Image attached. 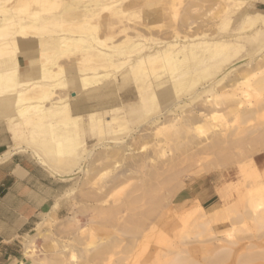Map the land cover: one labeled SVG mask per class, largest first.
I'll use <instances>...</instances> for the list:
<instances>
[{"label": "bare ground", "instance_id": "bare-ground-1", "mask_svg": "<svg viewBox=\"0 0 264 264\" xmlns=\"http://www.w3.org/2000/svg\"><path fill=\"white\" fill-rule=\"evenodd\" d=\"M254 2L0 0V126L14 144L4 156L25 143L61 180L111 173L96 199L113 230L128 235L116 264H264V249L244 253L242 238H220L232 195L209 208L195 201L182 212L162 204L168 183L184 172L175 174L178 166L231 155L239 163L250 159L242 170L257 173L256 161L264 158V12ZM43 140L57 142L54 158L39 148ZM218 163L210 160L205 170L221 171ZM128 187L143 194L108 203ZM246 189L257 197L230 223L263 228L264 172ZM177 222L193 225L200 243L190 245L192 234L184 238L189 245L182 242L179 230L178 241L158 236ZM153 236L157 247L136 252ZM62 242L54 241L55 257H40L33 237L25 245L29 264H72ZM112 246L100 244L81 264H100Z\"/></svg>", "mask_w": 264, "mask_h": 264}, {"label": "rangeland", "instance_id": "rangeland-1", "mask_svg": "<svg viewBox=\"0 0 264 264\" xmlns=\"http://www.w3.org/2000/svg\"><path fill=\"white\" fill-rule=\"evenodd\" d=\"M187 1L189 0H185V2ZM245 1L249 2L252 0H244V2ZM254 4H258L257 6L258 9L264 12V0H255ZM7 5H11V4H7ZM204 9L205 8L200 10V13H203ZM108 14L109 12H105L104 16H108ZM20 63L21 66L24 67V62L22 59H20ZM244 63L245 62H242L239 65H243ZM129 99L130 98H124V101L128 102ZM131 101L132 102L134 101V97H132ZM90 105L88 104V105L76 106L75 108L81 109L87 106L91 107ZM87 113H89V111L84 112L81 115L85 116ZM0 132L5 137L4 140L7 143V147H8L7 149L11 150L12 148H14V144L10 140L9 134L4 126H0ZM59 137L60 135L58 136V138ZM48 138H50V135L48 136ZM77 138L79 142L83 139L82 135H80L79 133L77 134ZM56 145L57 142L54 140L53 141L43 140L38 143L39 148L41 147L48 148V150L45 149V151L48 152L51 158H54V154L52 153V151ZM21 146L24 147L25 149L14 151L13 153L15 152L19 153V156L21 158L25 159L26 162H29V164H33L37 166L38 170H40V172L43 173L45 186L50 187L53 191L52 202H53V206L55 207L54 214L52 209L51 211L45 213L39 220V222H41L42 224V228H41L42 232L37 233V228L39 225L38 224L29 233L27 242L33 237L36 238V245L38 249L37 253L40 255V257H43V255H45L46 257L51 256L52 258L56 256V253L54 254V252L58 250L54 241H56V239L63 241L62 242L63 244L66 245L68 244V247L65 250L67 251L70 250V251L68 252L66 251V256L68 255V257L71 258L72 264H81L85 261V259L90 257V255H92V253H94L96 249H98L100 244L107 243L109 241L110 244H113L112 252L100 264H116L118 262L119 257L122 256L123 250L125 249V246L128 241L127 240L128 235L122 236L120 235L119 232L113 230L114 229L113 227L114 225H112L113 221H110L111 219H108L107 217L104 218L105 216H103L100 213L102 211V208H104L105 206L102 205L103 207H101V202H99L98 197L96 199V196H100V193L97 189L105 185V183L109 180L111 173H107L104 176L95 175L96 177L94 176L93 179L90 180L91 183L93 184L92 186L90 181H87L88 179L86 180V177L83 176L82 174H79L70 180H61L60 178L54 177L51 174H49L43 167H41L35 161V159L32 156V153L26 149L25 143H22ZM93 147H95L94 141L92 139H88L87 149H92ZM171 150L174 151L173 146H171ZM248 155L250 154H247V156ZM254 155L258 156V154H254ZM215 159H216L215 156H213L208 158L206 161L200 160L199 162H197V164H195L198 167H196L195 165H194L195 167H193V165L191 164L193 168L190 165H188L189 162L188 164L186 163L187 165L184 164L182 168L181 166L180 167L178 166L177 172L175 171V174L176 173L178 174V172H181L182 170L184 172H181L182 174L179 173V176L177 175L178 178H176V176L173 177L170 183H168L169 185H167L166 189L169 192V194L171 193L170 194L171 196L167 192L166 194L167 198L163 199L162 204L163 206L165 203H166L165 205H170L171 207L170 212L173 211L182 212L187 207L193 205L195 201L200 202L205 208H209L211 205L215 203L217 204L218 201L222 200L221 195L223 197H225L226 195H232L229 205H231L233 208L228 214L224 216L225 222L223 223L225 225L217 230V231H221L222 237L220 236L221 234L219 236L223 240L225 239L235 240L242 238L241 244H244L247 247V249L243 250L242 252L259 254L264 249V227L258 229L255 227L253 222L248 220L245 221L244 223L234 222L235 225H233L230 222L231 220L233 221V219L236 218L238 213L244 209L245 205L248 202H250V200H252V197L253 198L257 197L256 196L257 193H253L251 195L249 191H247L246 186L253 184L255 175L257 173L259 175V173L264 172V158H261L258 161L253 160V162L255 161L257 162L256 163V166L258 168L257 173H252L251 170H242L243 167L245 168L248 167L250 159H246L245 162L243 161L245 164L243 162H241L242 163L241 164L238 162L239 160H237L235 156H231V155L219 161L218 159H220V157L216 159L218 162H220V164H222V166H224L221 171L207 172L205 170L207 167L204 166H206L207 163L210 162V160H213L217 164H219ZM198 163L200 166L198 165ZM201 164L203 165V167L201 166ZM116 171L117 170H115V172ZM86 181L89 182V184H86L87 183ZM179 187L181 189H178ZM131 189L132 187L130 188L128 187L125 190L113 192L112 195H110L108 198L109 200L108 203L111 202L112 204V202L114 203L115 201H118L116 203L119 204L122 202L123 199L125 200L143 194V190H137L132 193ZM162 192L163 191H161L160 193H156V195L162 194ZM173 195L176 196H174V199H171ZM142 203L140 202L139 204H137V206L138 205L140 206ZM148 207L149 204H146L144 206V208H148ZM261 208L262 206L260 205L258 209ZM123 213L125 215L128 214L126 210H124ZM72 217H75L79 221V225L81 224L80 227L82 228V230H80L77 225L71 222ZM48 219H50V221ZM166 221L170 223L172 221V218L166 219ZM188 225L190 224L180 223V222H177L176 224H170L169 227L167 228L164 227L165 232L164 230L163 231L161 230V231H157V234L158 236H160L163 233V235L166 238L168 239L170 238L172 241L175 240L178 241L181 238L182 240L181 239L180 240L184 243L185 241H188L186 244L189 243V238L188 239H184V238L191 237L192 234L194 236H192L190 239L193 238L192 240L194 242H191L190 245L195 243V239L197 240V243H195V245L200 243L199 240H201L202 237L200 239L197 237L194 238L195 237L194 232H196V230L192 231L194 229L193 225H190L193 227L192 230L191 227ZM179 228H181V230ZM232 228L234 230H231ZM178 230L179 232L184 234L183 235L184 237L181 236L179 238L181 234L179 235ZM224 230H226L225 231L226 233L225 232L223 233ZM80 231H82L83 233L80 234L79 233ZM177 233L179 236L177 235ZM186 233H188L189 236ZM228 233L230 235V238L227 237L226 235ZM78 235L79 236L81 235L80 240H78L80 237L77 239ZM88 235L91 236L90 239ZM74 237L75 239H77L76 241H74L75 240L73 239ZM183 239L185 241H183ZM203 239L206 240V238ZM27 242H25L24 244L26 245ZM155 247H157V242H155V237L153 236L150 240L148 239L142 242L139 248L136 249V252L138 253L147 252L151 249H154ZM72 255L73 257H71ZM24 263L29 264L30 261L27 259L24 261Z\"/></svg>", "mask_w": 264, "mask_h": 264}, {"label": "crops", "instance_id": "crops-1", "mask_svg": "<svg viewBox=\"0 0 264 264\" xmlns=\"http://www.w3.org/2000/svg\"><path fill=\"white\" fill-rule=\"evenodd\" d=\"M4 139L0 132V264H18L28 259L24 243L29 233L55 207L43 173L17 152L5 157L10 150Z\"/></svg>", "mask_w": 264, "mask_h": 264}]
</instances>
